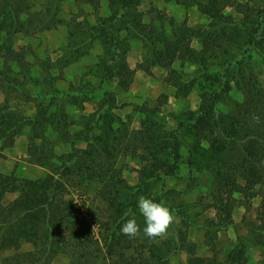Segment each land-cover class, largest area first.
<instances>
[{
    "label": "rangeland",
    "instance_id": "obj_1",
    "mask_svg": "<svg viewBox=\"0 0 264 264\" xmlns=\"http://www.w3.org/2000/svg\"><path fill=\"white\" fill-rule=\"evenodd\" d=\"M31 1L36 3L32 9L42 10L49 16L56 15L62 21L57 27L35 35L19 33L15 36L16 48L26 45L31 50V72L38 83H29L27 87L29 95L33 94L31 101L25 102L22 96H14L12 103L19 105L24 114L34 115L37 101L49 100L48 97L39 98L37 93L53 91L57 94L55 103L63 104V110L59 111L63 119H60L59 127L55 124L42 128V138L35 140L30 127H26L22 136L16 138L17 144L2 151L5 156L0 160V170L9 173L15 167L18 175L33 179L48 173L68 172L66 167L75 169L72 172L76 175L75 179L62 180L63 190L65 197L79 208V218L91 232L94 249L88 257V264H189L197 249L215 252L214 256L206 258L205 264H231L230 259L224 256L227 250L229 255L234 252L240 254L242 263L239 264H264V223L260 220L261 213L264 214L260 208L264 196V175L260 184L256 185L259 193L249 200L250 207L243 206L246 200L242 194L234 193L239 204L233 209V224L226 225L225 216H222L225 215L223 206L227 198L219 190L223 181L218 171L244 183L245 167L236 163L243 159L242 154L238 145L230 144L229 148H234L233 151H225L214 160L208 157L203 162L199 153L207 154L210 144L198 137L189 120V114L197 112L201 106L203 91L225 89L227 92L218 104V114L226 115L229 121L232 116L243 115L249 120L254 134L263 132L260 114L263 106L258 108L255 98L245 93L238 82L251 92H256L252 86L255 81L264 88V14L259 15L257 11L264 9V0H231L250 2L257 11L256 16H261L263 21L257 44L249 46L240 42L235 45L232 60L240 61V64L228 67L225 72L220 70V59L211 60L206 68L197 64L183 66L179 62L173 65L180 70L183 81L193 82L189 93L180 97L175 96V88L165 80L166 68L154 63L153 53L158 44L156 32L162 31L170 36L175 25L183 22L194 28L222 29L227 25L225 22L215 25L199 8L200 3L209 0H136L137 12L142 13V25H131L129 31L120 25L121 31L115 32L122 41L120 52L126 50L116 57L113 65L118 69V64L126 60L132 68H136L126 91L118 86V76L101 82L102 73L97 64L105 54V48L99 39L92 44L86 39L89 27L97 24L98 17L111 14L107 0ZM223 11L234 21L230 26L243 30L244 42L250 39L248 30L252 27H245L247 21L244 14L235 5L226 6ZM76 31H79L78 36L73 41L71 33ZM76 41L85 43L82 49L87 53L62 68L57 59L71 57ZM189 43L201 48L197 38L190 39ZM139 63L149 64L151 73L139 69ZM60 74L63 78L60 81L55 79L53 87L43 81L45 76L54 78ZM215 77L223 82L216 83ZM225 81L230 82L229 88L225 87ZM72 93L76 94L75 98ZM107 93L115 97L114 105L110 103L104 108L110 118L93 130H86L87 122L103 104ZM55 108L53 105L50 110ZM145 127L155 131L150 135L154 140L143 134ZM230 133L231 137L236 136L234 131ZM174 136L179 142L177 152L180 156L173 173L168 164L174 162V148L168 145L172 144ZM39 145L41 150L36 148L35 152L34 146ZM30 146L33 155L29 153ZM38 156L42 163H46L45 167L35 163ZM221 161H226V164H221ZM88 166L99 172L108 171L128 187L119 186L120 191L115 193L116 202L122 203L124 211H135L141 229L136 238L121 233L118 223H115L118 213L114 206L107 197H99L98 191L103 188L101 182L76 174L84 173ZM262 168L264 171V160ZM141 195L155 202H164L174 210L176 220L166 238L151 239L143 233L146 223L137 207ZM16 196L15 193H7L4 202L8 203ZM218 222L222 227L215 231ZM114 231L115 239L112 238ZM66 236L67 240L55 246V252L44 264L71 263L72 235L67 233ZM35 249L37 247L25 234L19 248L0 251V262L5 257L24 256ZM189 249H194L193 254H189ZM121 252L123 255L119 257ZM40 256L39 251L36 257ZM26 263L37 262L29 258Z\"/></svg>",
    "mask_w": 264,
    "mask_h": 264
},
{
    "label": "trees",
    "instance_id": "obj_2",
    "mask_svg": "<svg viewBox=\"0 0 264 264\" xmlns=\"http://www.w3.org/2000/svg\"><path fill=\"white\" fill-rule=\"evenodd\" d=\"M107 1L111 14L108 17L99 16L97 24L89 27L86 39H89L91 44L99 39L105 48V54L100 57L101 59L97 64L102 73L101 82L104 83L114 76H118V86L126 91L133 81L136 68H132L126 60L118 64V69L113 65V62H116L120 54H124L126 50L120 52L122 41L115 32L121 31L120 25L126 31L131 29V25L141 26L143 22L142 13L137 12L136 0ZM35 4L31 0H0V91L4 92L6 96L5 101L0 104V158L4 155L2 151L10 146L15 136L21 134L26 127H30L33 132L32 138L35 140L42 138V128L48 125L55 126V124L59 127V121L63 117L59 113L60 110H63V104L55 103L57 94L53 91H39L37 93L39 98L48 97L49 100L47 102L37 101V111L34 115L24 114L20 111L19 105L12 103L14 96H22L25 102L31 101L33 94L29 95L27 87L29 83H38L31 72L32 65L29 62L31 50L26 45L16 48L15 36L19 33L25 36L35 35L39 31L57 27L62 21L56 18V15L49 16L42 10L32 9ZM228 5H235L246 18L245 27L249 25L252 27L248 30L251 38L245 42L243 30L235 25L230 26L234 21L231 17L226 16L223 11L224 7ZM199 8L213 20L215 25L220 22H225L227 25L220 30H207L194 28L189 26L187 22H183L175 25L170 36L164 35L162 31L156 32L155 40L158 44L153 53L154 63L166 68L165 80L175 88L176 97L186 96L191 90L193 82L183 81L180 70L174 67V64L178 62L183 66L184 64H197L206 68L211 60L220 59V70L225 72L230 67H234L235 64H240V61L232 60L235 45L240 44V42L249 46L257 44L256 39L262 29L263 21L259 15L264 14V9L257 10L259 15L256 16L257 11L250 2L209 0L207 3H200ZM78 32L71 33L73 41L78 36ZM193 38L200 41V49L189 43V40ZM84 46L85 43L82 41H76L70 54H73L71 57H59L57 59L60 66L65 68L78 61L87 53L82 49ZM137 67L145 70L148 74L151 73L149 64L139 63ZM61 78H63L62 74L54 76V78H46L45 76L43 81L49 82V85L53 87L55 79ZM214 81L216 83L223 82L219 77H215ZM224 85L229 88L230 82L225 81ZM238 85L245 93L255 98L258 108L263 106L260 113L263 132L260 135L254 134L250 130V122L245 116H232L229 121L226 115L218 114V104L227 92L225 89L215 88L211 91H203L199 110L189 114L192 129L197 132L198 137L210 144L206 151L207 154L199 153V159L203 162L208 157L210 160H214L225 151L231 152L234 148H229L230 144L238 145L242 154L243 159L236 163L245 167L243 170L244 183H239L236 179H232V176H224L221 171H218V175L223 181L219 190L227 198V203L223 206L225 215L222 216V218L225 216L226 225L233 224V209L239 204L234 193L242 194L246 200L245 202L242 200L243 205L249 207V200L259 193L256 185L260 184L264 175L262 168V161L264 160V88H261L256 81L252 83L256 92L248 91L249 89L239 82ZM61 94L69 95L67 92ZM72 96L75 98L76 94L72 93ZM105 96L107 97L103 104L94 111L93 117L87 122L86 130H93L110 118L109 113L104 111V108L110 103H115V97L108 96V93ZM53 105L56 108L50 110ZM151 130L153 129L145 127L143 134L150 137L151 134L155 133ZM231 130L236 133L235 137H231ZM136 137L138 138V133ZM150 138L152 139V137ZM176 138L177 136H174L172 144L169 143L168 145L174 148L172 153L174 162L168 164L169 170L173 173L180 156L177 152L179 142ZM31 147H29V153L33 155ZM34 148L37 152V149L41 150L42 146H34ZM35 163L46 166V163L41 162L39 156ZM221 164H226V161H221ZM163 165L165 166L164 163H161V166ZM66 168L71 172L48 173L43 177L33 179L20 176L15 171L10 174L0 172V251L13 247L19 248L25 234L27 239L37 247V249L25 253L24 256L5 257L0 264H27L29 258L37 262L36 264H44L55 252V246L67 240V233L72 235L73 259L70 264H88V257L91 256L94 249L93 239H91V232L87 231L83 220L79 218V208L73 201L65 197L62 180L76 178V175L72 173L75 169ZM86 168L84 173L76 174L101 182L103 188L98 191L99 197H107L110 204L114 206L113 209L118 213L115 223H118L120 229L125 221V211L122 209V203L116 202L115 193L120 191L119 186H123V182L117 180L108 171L99 172L91 166ZM123 187L128 188L126 185ZM7 193H15L17 196L12 201L5 203L4 197ZM239 202L241 201L239 200ZM260 208L264 213V196ZM261 216L260 220L264 223V214L261 213ZM220 223H216L218 225H216L215 231L221 229ZM115 232L112 233L113 239H115ZM178 242L181 241L178 240ZM49 246L52 248L49 249ZM193 250L189 249V254H193ZM39 251L41 256L36 257V253L38 254ZM122 255V252L119 253V257ZM22 257H26L27 260ZM229 259L231 264L242 263L240 254L237 252L230 254ZM205 261L206 258L195 254L189 259V264H205Z\"/></svg>",
    "mask_w": 264,
    "mask_h": 264
},
{
    "label": "clouds",
    "instance_id": "obj_3",
    "mask_svg": "<svg viewBox=\"0 0 264 264\" xmlns=\"http://www.w3.org/2000/svg\"><path fill=\"white\" fill-rule=\"evenodd\" d=\"M137 207L146 223L143 233L151 239L157 237L166 238L169 229L176 220L174 210L164 202H155L153 199L143 195L138 197ZM124 219L125 222L120 228L121 233L129 238H136L140 234L141 229L137 222L135 211L127 209L124 213Z\"/></svg>",
    "mask_w": 264,
    "mask_h": 264
},
{
    "label": "crops",
    "instance_id": "obj_4",
    "mask_svg": "<svg viewBox=\"0 0 264 264\" xmlns=\"http://www.w3.org/2000/svg\"><path fill=\"white\" fill-rule=\"evenodd\" d=\"M58 81H60V79H59ZM5 97H6V96H5V93L2 92V91H0V104L3 103V102L5 101ZM27 115H29V114H27ZM22 133H23V132H22ZM20 135L22 136V134H19V135L15 136V138H14L12 144H11L10 146H8L9 148H11L12 146H14V144H15V145L17 144L18 139H16V138L20 137ZM20 141H21V140H20ZM2 153L4 154V155H3V157H4V156H5V153H4V152H2ZM3 157H1L0 160H1ZM14 171L16 172L15 167H13V169H12L11 172H9V173L6 172L5 174H10V173H12V172H14ZM0 172H3V171L0 170ZM249 204L251 205V202H250V201H249ZM243 206H245V205H243ZM260 206H261V204H260ZM249 207H250V206H249ZM218 250H219V249H218ZM195 254H196L197 256L202 257V258H209V257L214 256V255H215V252L212 251L211 249H197V250L195 251ZM224 256H225L226 259L229 258V251H228V250L225 252Z\"/></svg>",
    "mask_w": 264,
    "mask_h": 264
}]
</instances>
